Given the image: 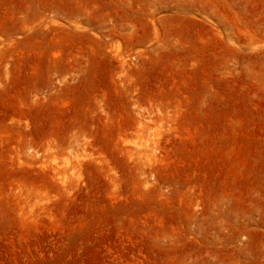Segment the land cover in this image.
Here are the masks:
<instances>
[{
	"label": "rangeland",
	"instance_id": "1",
	"mask_svg": "<svg viewBox=\"0 0 264 264\" xmlns=\"http://www.w3.org/2000/svg\"><path fill=\"white\" fill-rule=\"evenodd\" d=\"M0 264H264V0H0Z\"/></svg>",
	"mask_w": 264,
	"mask_h": 264
}]
</instances>
